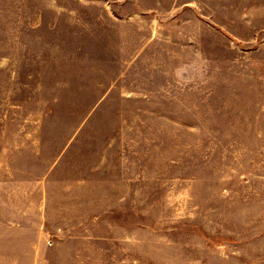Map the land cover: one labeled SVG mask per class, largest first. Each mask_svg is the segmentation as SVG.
<instances>
[{"label":"rangeland","instance_id":"374dc122","mask_svg":"<svg viewBox=\"0 0 264 264\" xmlns=\"http://www.w3.org/2000/svg\"><path fill=\"white\" fill-rule=\"evenodd\" d=\"M0 264H264V0H0Z\"/></svg>","mask_w":264,"mask_h":264}]
</instances>
